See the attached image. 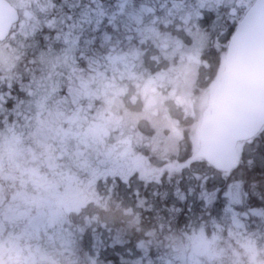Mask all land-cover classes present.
I'll use <instances>...</instances> for the list:
<instances>
[{"label": "snow or ice", "instance_id": "obj_1", "mask_svg": "<svg viewBox=\"0 0 264 264\" xmlns=\"http://www.w3.org/2000/svg\"><path fill=\"white\" fill-rule=\"evenodd\" d=\"M0 264H264V0H0Z\"/></svg>", "mask_w": 264, "mask_h": 264}]
</instances>
